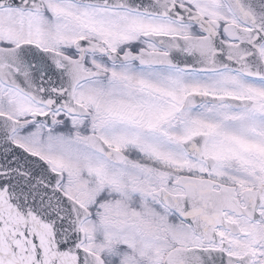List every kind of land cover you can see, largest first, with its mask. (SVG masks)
<instances>
[{"label": "snow or ice", "instance_id": "6c2138e0", "mask_svg": "<svg viewBox=\"0 0 264 264\" xmlns=\"http://www.w3.org/2000/svg\"><path fill=\"white\" fill-rule=\"evenodd\" d=\"M0 264H264V0H0Z\"/></svg>", "mask_w": 264, "mask_h": 264}]
</instances>
